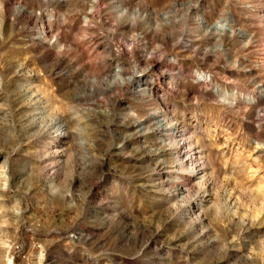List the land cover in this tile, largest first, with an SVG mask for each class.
Listing matches in <instances>:
<instances>
[{"label":"rangeland","instance_id":"obj_1","mask_svg":"<svg viewBox=\"0 0 264 264\" xmlns=\"http://www.w3.org/2000/svg\"><path fill=\"white\" fill-rule=\"evenodd\" d=\"M0 264H264V0H0Z\"/></svg>","mask_w":264,"mask_h":264},{"label":"bare ground","instance_id":"obj_2","mask_svg":"<svg viewBox=\"0 0 264 264\" xmlns=\"http://www.w3.org/2000/svg\"><path fill=\"white\" fill-rule=\"evenodd\" d=\"M214 28L220 32H222L224 29H227L229 31H231V26L227 23H224L223 21H221L220 23H217ZM141 85H138V88H140Z\"/></svg>","mask_w":264,"mask_h":264}]
</instances>
